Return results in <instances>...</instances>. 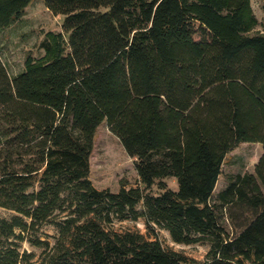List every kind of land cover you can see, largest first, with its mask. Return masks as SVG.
I'll return each instance as SVG.
<instances>
[{
    "label": "trees",
    "instance_id": "16d2710c",
    "mask_svg": "<svg viewBox=\"0 0 264 264\" xmlns=\"http://www.w3.org/2000/svg\"><path fill=\"white\" fill-rule=\"evenodd\" d=\"M31 2L0 0V33ZM44 2L62 31L15 76L0 58V207L15 212L0 218V264H186L158 229L209 242L207 264H264V154L212 200L227 154L264 147V20L251 0ZM103 122L135 158L138 185L93 184ZM219 206L251 214L234 237ZM141 218L147 234L111 227ZM45 225L53 242L38 235Z\"/></svg>",
    "mask_w": 264,
    "mask_h": 264
},
{
    "label": "rangeland",
    "instance_id": "374dc122",
    "mask_svg": "<svg viewBox=\"0 0 264 264\" xmlns=\"http://www.w3.org/2000/svg\"><path fill=\"white\" fill-rule=\"evenodd\" d=\"M259 22L264 20L263 0H251ZM64 16L54 14L45 4L44 0H32L26 8L22 19L0 33V58L6 65L11 76H15L24 69L25 60L29 54L40 56L42 51L39 44L47 31H62ZM262 29L259 25L253 33ZM195 38L199 40L200 34ZM264 154V147L258 142H243L229 152L222 167V173L216 184L213 202H218V195L238 174L255 173L256 165ZM90 178L99 189H110L117 192L121 184L128 186L139 184V175L135 168V158L125 150L120 139L110 130L107 122H103L97 129L94 139V149L90 158ZM169 187L178 189L176 178L166 179ZM161 190L155 186L152 190L157 194ZM141 208V206H140ZM14 211L0 207V218H10ZM218 215L220 223L227 229L230 237L237 235L250 217L247 208L219 206ZM114 230L128 229L140 230L147 234L148 229L141 218L137 221L127 219L116 220L111 226ZM158 238L166 249L182 253L187 258L186 264H207V255L210 243L207 241L194 244L174 242L170 233L165 229H158ZM57 230L53 225H45L39 232L43 239L54 241ZM22 249L33 251L40 255L41 248L31 246L28 242L22 243Z\"/></svg>",
    "mask_w": 264,
    "mask_h": 264
}]
</instances>
